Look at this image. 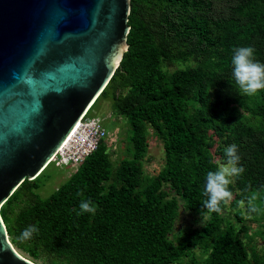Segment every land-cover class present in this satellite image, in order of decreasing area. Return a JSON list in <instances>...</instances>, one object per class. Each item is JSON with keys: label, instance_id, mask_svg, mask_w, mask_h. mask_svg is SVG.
Here are the masks:
<instances>
[{"label": "trees", "instance_id": "16d2710c", "mask_svg": "<svg viewBox=\"0 0 264 264\" xmlns=\"http://www.w3.org/2000/svg\"><path fill=\"white\" fill-rule=\"evenodd\" d=\"M129 24V48L99 98L129 125L130 156L116 161L102 142L47 197L39 178L26 179L1 208L12 243L42 264H264L226 218L234 209L243 220L241 203L258 193L264 202V90L244 94L231 65L241 46L264 63V0H131ZM178 62L194 64L169 69ZM150 129L165 148L157 175L142 162ZM232 144L245 171L222 211L207 212L206 174ZM81 201L95 211L81 213ZM181 203L208 218L178 236ZM29 225L39 232L21 242Z\"/></svg>", "mask_w": 264, "mask_h": 264}, {"label": "water", "instance_id": "95a60500", "mask_svg": "<svg viewBox=\"0 0 264 264\" xmlns=\"http://www.w3.org/2000/svg\"><path fill=\"white\" fill-rule=\"evenodd\" d=\"M131 0H0V264H40L1 208L51 163L129 48Z\"/></svg>", "mask_w": 264, "mask_h": 264}, {"label": "rangeland", "instance_id": "374dc122", "mask_svg": "<svg viewBox=\"0 0 264 264\" xmlns=\"http://www.w3.org/2000/svg\"><path fill=\"white\" fill-rule=\"evenodd\" d=\"M193 62H178L169 67L170 70L182 68ZM111 99L100 97L96 103L90 108L88 117H96L103 122V125L110 132V137L115 138L109 147L113 150V157L117 161L124 157L130 156L127 146L129 144V125L121 117L115 115L111 110ZM248 116L249 121L255 122L256 118L252 117L248 112H244ZM110 141V140H109ZM114 144L117 146L114 147ZM58 158L52 161L44 171L37 177L40 180V188L37 190L43 197L49 196L55 189L64 183L76 169V166H59L56 164ZM166 156L164 143L156 133L150 129L148 134V149L142 158L143 167L146 175H157L165 166ZM36 178V179H37ZM260 193L254 196L251 205H255L258 211L252 212L249 206L242 202L240 205L244 219L239 220L234 209L226 213V218L231 224H236L239 229L244 226L245 230L242 236L245 237L248 248L251 252H256L264 256V202L260 201ZM180 216L173 232L174 235L180 236L186 227H200L205 224L207 214H189L184 211L183 204H180ZM173 235V236H174ZM20 251V250H19ZM22 252V251H20ZM23 253V252H22ZM201 255V253H199ZM42 264V262H40Z\"/></svg>", "mask_w": 264, "mask_h": 264}, {"label": "clouds", "instance_id": "9594fccd", "mask_svg": "<svg viewBox=\"0 0 264 264\" xmlns=\"http://www.w3.org/2000/svg\"><path fill=\"white\" fill-rule=\"evenodd\" d=\"M255 49L251 46H241L233 49L231 58L232 79L239 89L246 95H255L258 91L264 90V63L254 57ZM225 160L214 171H209L205 177L203 187V208L207 212L220 213L222 203L231 200L232 191L229 185L232 178L245 171L239 166L240 156L238 146L232 144L224 150ZM81 213L94 212L95 208L91 201H81L79 205ZM252 212L258 211L255 205L250 204ZM202 215V213H201ZM39 229L35 225H29L23 230L18 238L21 242L30 240Z\"/></svg>", "mask_w": 264, "mask_h": 264}, {"label": "built area", "instance_id": "2783aa9c", "mask_svg": "<svg viewBox=\"0 0 264 264\" xmlns=\"http://www.w3.org/2000/svg\"><path fill=\"white\" fill-rule=\"evenodd\" d=\"M89 110L79 120L81 123L74 131L70 144L60 149L51 162L58 158L57 165L76 166L77 168L87 156L98 148L100 143L105 142L110 146L115 140L110 137V132L101 120L96 117H88Z\"/></svg>", "mask_w": 264, "mask_h": 264}, {"label": "bare ground", "instance_id": "6f19581e", "mask_svg": "<svg viewBox=\"0 0 264 264\" xmlns=\"http://www.w3.org/2000/svg\"><path fill=\"white\" fill-rule=\"evenodd\" d=\"M96 102V101H95ZM94 102V103H95ZM80 123H81V121H78L77 123H76V125L74 126V128L72 129V131L69 133V135H68V137L65 139V141L63 142V145L60 147V149H62L64 146L66 147V146H68L69 144H70V142H71V138H72V136H73V133H74V131L79 127V125H80ZM20 252V251H19ZM20 253H22V252H20Z\"/></svg>", "mask_w": 264, "mask_h": 264}]
</instances>
